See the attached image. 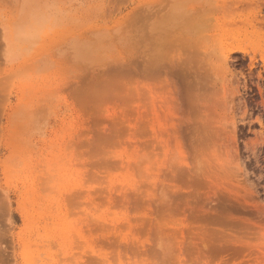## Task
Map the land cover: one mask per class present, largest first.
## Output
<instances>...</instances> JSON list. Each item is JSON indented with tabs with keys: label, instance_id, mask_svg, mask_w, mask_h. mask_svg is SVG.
I'll list each match as a JSON object with an SVG mask.
<instances>
[{
	"label": "rangeland",
	"instance_id": "rangeland-1",
	"mask_svg": "<svg viewBox=\"0 0 264 264\" xmlns=\"http://www.w3.org/2000/svg\"><path fill=\"white\" fill-rule=\"evenodd\" d=\"M0 264H264V0H0Z\"/></svg>",
	"mask_w": 264,
	"mask_h": 264
},
{
	"label": "bare ground",
	"instance_id": "bare-ground-1",
	"mask_svg": "<svg viewBox=\"0 0 264 264\" xmlns=\"http://www.w3.org/2000/svg\"><path fill=\"white\" fill-rule=\"evenodd\" d=\"M234 48H235V47H234ZM234 48L232 47V48H230V50H233Z\"/></svg>",
	"mask_w": 264,
	"mask_h": 264
}]
</instances>
